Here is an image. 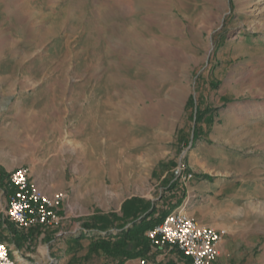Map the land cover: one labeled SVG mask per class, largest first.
I'll list each match as a JSON object with an SVG mask.
<instances>
[{"label": "rangeland", "instance_id": "1", "mask_svg": "<svg viewBox=\"0 0 264 264\" xmlns=\"http://www.w3.org/2000/svg\"><path fill=\"white\" fill-rule=\"evenodd\" d=\"M0 156L66 195L60 225L18 244L19 166H0L20 264H117L83 227L115 214L117 232L133 197L161 211L177 169L205 185L186 212L227 231L235 264H264V0H0Z\"/></svg>", "mask_w": 264, "mask_h": 264}, {"label": "built area", "instance_id": "2", "mask_svg": "<svg viewBox=\"0 0 264 264\" xmlns=\"http://www.w3.org/2000/svg\"><path fill=\"white\" fill-rule=\"evenodd\" d=\"M178 181L185 185L193 178L192 172L176 170ZM6 184L10 193L6 198L4 217L19 230L56 228L62 217L59 209L66 197L61 192L48 194L32 179L27 166H19L8 173ZM151 245L161 248L176 247L190 264H214L220 255L219 245L227 235L225 229L199 224L184 205L172 209L160 223L145 231ZM20 255L0 239V264H20ZM140 264H145L140 259Z\"/></svg>", "mask_w": 264, "mask_h": 264}, {"label": "trees", "instance_id": "3", "mask_svg": "<svg viewBox=\"0 0 264 264\" xmlns=\"http://www.w3.org/2000/svg\"><path fill=\"white\" fill-rule=\"evenodd\" d=\"M194 103L193 97L189 96L186 106H194ZM195 108V126L193 128V133L194 136H198L201 130L197 124L201 121L206 112L200 111L198 105ZM201 177L207 179L211 178L208 175H201ZM3 179L2 173H0V183H2ZM165 191L166 192L164 193H169L173 198L166 201V205L161 211L156 208V204L144 201L140 198L133 197L127 201L129 207H124L123 211L127 209V211L124 212L125 214H128L126 216L131 215L132 219L130 221L123 222L120 226H114V228L117 229V232L115 233L110 232L107 226H110L113 221L118 219L115 217V214L94 217L100 221L101 224L99 227L93 224H85L83 229H96L99 233L104 232L103 234H95L90 237L91 240L88 245L87 252L89 254H104L111 257L113 260H116L117 264H123L125 260L138 256L151 258L153 256L152 249H156L157 247L151 245L150 241L144 234L145 231L160 223L166 214L181 203L185 196V190L183 187H180L175 182H171L166 187ZM162 197L164 198V195ZM172 200H174L172 206H168ZM159 201H162V199ZM127 224H129V226H127ZM13 232L18 237V244H20L21 241H25L27 238H30V236L34 233L31 232L30 229L22 230L21 232H23V235H19L17 230H14ZM82 238L83 236L80 235L75 239V242H79ZM179 256L184 259L182 264H190V260L188 258L182 256V254H179Z\"/></svg>", "mask_w": 264, "mask_h": 264}, {"label": "crops", "instance_id": "4", "mask_svg": "<svg viewBox=\"0 0 264 264\" xmlns=\"http://www.w3.org/2000/svg\"><path fill=\"white\" fill-rule=\"evenodd\" d=\"M0 166L3 169V171L4 170L10 171V169L12 170L13 168H15L14 166H24V165L21 164L20 162L18 163L15 162V163H10V164L4 163L2 156H0ZM32 178L40 187L45 188V186L42 185L43 182L41 181V179H39L38 177L36 178L34 176H32ZM190 183L191 181L187 182L184 185L186 196L184 197L182 203L178 205V206L184 205L186 209H188L190 201H192L197 196L200 197L203 195L201 194L203 193V190H204L202 187L205 186L204 184H202V181L197 183L194 187L191 185H188ZM45 190L47 191L48 189L45 188ZM201 224L207 225L206 223H201ZM127 226H129V224ZM219 249H220L219 250L220 255L218 256L214 264H235L238 262L239 257L238 255L235 254L233 247H231V243L229 242V239H227V235L224 237V239L220 243ZM152 250H153L152 251L153 256L151 258L138 256V257L125 260L124 264H140V259H144L145 264H182L184 261L183 258H180L179 256L180 252L177 250L176 247H173V248H168V247L158 248L157 247L156 249H152Z\"/></svg>", "mask_w": 264, "mask_h": 264}, {"label": "bare ground", "instance_id": "5", "mask_svg": "<svg viewBox=\"0 0 264 264\" xmlns=\"http://www.w3.org/2000/svg\"><path fill=\"white\" fill-rule=\"evenodd\" d=\"M44 253H45V251H44Z\"/></svg>", "mask_w": 264, "mask_h": 264}]
</instances>
